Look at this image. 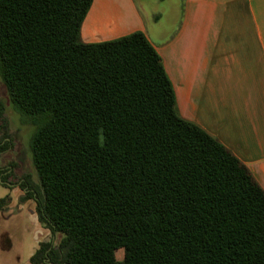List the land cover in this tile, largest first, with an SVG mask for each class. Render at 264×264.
I'll list each match as a JSON object with an SVG mask.
<instances>
[{
    "label": "trees",
    "instance_id": "1",
    "mask_svg": "<svg viewBox=\"0 0 264 264\" xmlns=\"http://www.w3.org/2000/svg\"><path fill=\"white\" fill-rule=\"evenodd\" d=\"M93 1L0 0V77L35 128L24 186L61 235L32 264H264V190L178 114L143 32L83 41Z\"/></svg>",
    "mask_w": 264,
    "mask_h": 264
},
{
    "label": "crops",
    "instance_id": "2",
    "mask_svg": "<svg viewBox=\"0 0 264 264\" xmlns=\"http://www.w3.org/2000/svg\"><path fill=\"white\" fill-rule=\"evenodd\" d=\"M94 0L86 43L143 32L162 58L178 114L229 149L264 190V0Z\"/></svg>",
    "mask_w": 264,
    "mask_h": 264
},
{
    "label": "rangeland",
    "instance_id": "3",
    "mask_svg": "<svg viewBox=\"0 0 264 264\" xmlns=\"http://www.w3.org/2000/svg\"><path fill=\"white\" fill-rule=\"evenodd\" d=\"M174 0L153 4L164 15L163 23L172 28L169 11ZM0 264H32L31 258L41 244L57 246L60 234H52L38 219L36 204L28 199L26 178L38 185L30 140L34 126L11 105L0 77ZM122 261L124 251L116 252Z\"/></svg>",
    "mask_w": 264,
    "mask_h": 264
}]
</instances>
